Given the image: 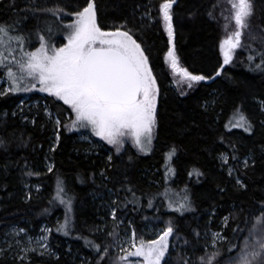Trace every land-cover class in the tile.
<instances>
[{
  "label": "trees",
  "instance_id": "1",
  "mask_svg": "<svg viewBox=\"0 0 264 264\" xmlns=\"http://www.w3.org/2000/svg\"><path fill=\"white\" fill-rule=\"evenodd\" d=\"M162 2L94 0L101 28L128 31L149 58L159 95L154 136L147 153L138 152L129 143L119 146V151L110 148L108 155L102 149L86 152V143L68 126L71 111L60 100L31 95L40 101L35 116L23 120L15 110L22 96L13 92L0 95V237L12 225L37 230L45 224L52 242L55 238L59 242L56 258L35 262L3 253L0 264H69L67 245L82 256L83 264H97V250L88 242L100 245L103 251L108 238H104L106 232L100 231L101 221L96 217L102 214L107 219L108 212L96 208L94 192H110L121 232L130 226L142 236L147 224H166L173 228L172 235L184 238L185 249L196 251L203 249L199 234L204 228L242 243L253 217L264 212V112L259 106V102L264 103V67L256 68L261 64L257 53L264 51V0H252L254 11L251 27L243 37L244 47L234 50L232 61L223 68L220 45L235 30L229 7L220 5L219 0H175L173 44L169 45L159 12ZM86 3L0 0V23L14 25V34L28 40L33 34L38 39L44 35L48 19L59 18L41 9L59 5L70 20L71 14ZM60 35L47 38L58 39L60 45L64 41ZM37 41L27 43L26 48H34ZM169 47H174L180 67L206 79L189 87L188 80L174 74L167 64ZM43 103L59 121V139L51 152L52 171L44 170L31 178L41 189L26 196L22 180L36 174L34 169L50 147L53 134L52 124L43 115ZM241 115L246 123L237 127L244 123ZM249 126L250 131H245ZM221 155L226 156V164H220ZM246 158L249 160L244 164ZM228 166L233 175L227 172ZM61 188L65 203L57 195ZM181 203L186 207L177 211ZM229 216L231 219L222 226L221 221ZM65 217L67 234L58 231L60 225L56 223ZM237 225L244 229L239 237L233 234ZM228 248L227 242L219 244L221 255L216 264H227L239 251L229 253ZM167 258L170 264L182 261L175 256ZM101 264H109L107 255Z\"/></svg>",
  "mask_w": 264,
  "mask_h": 264
},
{
  "label": "snow or ice",
  "instance_id": "2",
  "mask_svg": "<svg viewBox=\"0 0 264 264\" xmlns=\"http://www.w3.org/2000/svg\"><path fill=\"white\" fill-rule=\"evenodd\" d=\"M174 2L175 0H163L159 5L169 45L173 44ZM228 2L231 5V20H234L235 30L220 45L223 53L221 68L232 61L234 50L244 47L243 37L245 30L251 27L250 18L254 11L252 0ZM40 11L59 17L65 10L55 5ZM71 15L75 19L65 26L68 30L67 43L51 49L41 35L39 47L32 51L26 50L28 37L14 34L17 31L14 25L0 23V72L10 82L6 91H29L38 84L40 91L48 92L70 106L75 116L71 125L73 128L91 127L96 136L117 146L118 151L119 145L123 143L122 138L130 136L141 151H146L147 145L151 144L156 123L158 89L145 50L128 31L120 28L104 31L97 22L94 0H87L86 6ZM251 38L256 39L255 36ZM257 55L261 57V64L256 65L259 69L264 67V51ZM167 56L171 60L172 69L178 70L188 80L189 87L192 82L206 79L203 75L189 72L187 68L178 67L174 47H169ZM248 59L252 61L253 56L249 55ZM219 71L218 69L217 75ZM4 94L0 92V95ZM239 119L244 123L236 126L244 127L245 117L241 115ZM245 131H250V126L245 127ZM48 170L52 171L51 166ZM61 193L62 188L57 195L61 203H65ZM68 204L70 206V201ZM185 207L181 203L176 210L183 211ZM116 212L117 209L113 208V219ZM230 219V216L224 218L225 225ZM67 228L66 218L65 224L57 230H64L67 234ZM247 232L242 243H233L226 240L221 233L213 232L210 243L216 251L209 253L206 245L205 254L198 257V261L200 264H216L221 255L218 242H227L229 253L239 248L235 257H229L227 264H264V212L253 217L252 226ZM172 234L173 228L168 226L155 239L145 241L141 238L137 243L134 230L130 240L117 239V233L112 232L109 235L114 237V242L112 245H105L102 252L100 245L88 243L97 250V264H101L109 247H115L117 242L121 245L123 254L113 264H138L130 261L129 257H142V264H162L169 251V237ZM233 234L239 237L244 234V229L237 225ZM126 244L129 246L125 247ZM40 247L48 250L46 244ZM22 251L26 253L29 249ZM184 264H188L187 260Z\"/></svg>",
  "mask_w": 264,
  "mask_h": 264
},
{
  "label": "rangeland",
  "instance_id": "3",
  "mask_svg": "<svg viewBox=\"0 0 264 264\" xmlns=\"http://www.w3.org/2000/svg\"><path fill=\"white\" fill-rule=\"evenodd\" d=\"M219 4L220 5H225L229 7V10L231 12V5L229 4L228 0H219ZM67 13L64 11L63 13L60 14L59 18H56V20L54 21H49L48 18V23L46 25V29L44 30V32H42V34H44L43 36L45 37V40L49 46V48L51 49V47H61L64 44L67 43V39L66 36L68 34V30L66 29V25L70 24L75 17L72 15V18L69 20L67 19ZM164 26V24H163ZM49 28H51V31H49ZM165 29V28H164ZM166 31V30H165ZM167 33V31H166ZM62 34V35H60ZM50 35L52 37H55L57 35H60V37L63 36V42L59 43L60 45H58L57 43L59 42V40H50L49 38H47V36ZM168 36V35H167ZM38 40V41H37ZM37 41V45L34 48H26V50L28 51H32L35 50L37 47H39L40 41L39 38H36V35L33 34V36L28 40V45L34 44ZM54 42V43H53ZM165 60L167 62V64L171 67V60L170 58L167 56H165ZM178 67L179 64H178ZM172 69V67H171ZM173 73L176 75H180V72L178 70H173ZM9 84L10 82L7 80L6 77H3V73L0 74V92L3 93H9L8 91H6L9 88ZM30 87V86H29ZM157 87V85H156ZM158 89V88H157ZM13 93H19L22 98L20 99V102L18 103L17 107H16V113L23 118V120H25L26 118H31L35 116V109L37 107V103L40 101L38 99H32L30 98L31 95H35L38 94L42 97L50 95L53 96L55 99L60 100L58 97H55L54 95L48 93V92H42L39 89V85L37 84L36 88H30L29 91H20V92H13ZM158 93H157V100H158ZM61 102H63L62 100H60ZM43 102V101H42ZM64 103V102H63ZM66 105V104H65ZM44 107L43 109V115L46 118V121L50 122L52 124V128H53V134L51 135V140H50V147L45 150L42 158L39 160L37 168L34 169V173H30L27 175V177H25L22 180V189L24 192V195L29 196L30 192L33 191H39L41 189V185L36 182L31 180V178L36 176H40L41 173H43L44 170L48 171L49 166L52 167V160H51V152L53 150V148L57 145V137H58V131H59V123L57 118L53 115V113L50 111V109L45 106V104L43 103L42 105ZM71 111V117L69 119V128L70 130H74L77 132L78 135V139L80 141H83L86 143V152H92L95 149H102L107 155L110 153V148H116L117 146L115 145H111L108 144L107 141L103 140L101 137L96 136L93 132L91 127H75L73 128L72 125V121L75 119V116L70 108L69 105H67ZM259 106L260 109L264 112V103L259 102ZM154 128L155 125L153 127V133H152V138L154 136ZM123 139V143L121 145H125L126 143H129L131 145H133L136 150L138 152L141 153H147L150 149V145H147V150L146 151H141L139 149L138 146H136L132 140V138L130 136H125L122 138ZM152 141V140H151ZM119 145V146H121ZM95 152V151H94ZM97 153V152H95ZM107 159L108 156H107ZM219 161L220 164H226V156L225 155H221L219 157ZM249 158H246L244 160V164L248 163ZM227 172L230 175L234 174V171L231 167H227L226 168ZM235 181L238 183L239 179L236 177ZM94 196V200H96L95 206L96 208H100L101 211L104 212H108L107 214V219L105 218V216H103L101 214V216L96 217L99 218V220L101 221L99 228L100 231H105L106 234L104 235V238H108V241L106 243V245H112L114 242V237L110 236L109 233L115 232L117 233V239H129L132 236V232H133V228L132 227H128L127 230L122 231L117 229V226L119 224H121V221H116L115 219H113L112 216V196L110 194L109 191H107L106 193H99V192H94L92 193ZM67 218L68 221V217H65L63 219H57L56 223L58 225H60V227L62 225L65 224V220ZM208 224L210 223L207 222ZM222 226L225 225L224 223V219L221 221L220 223ZM165 227H168V225L166 226H162L160 223L158 224H147L144 232H142V236L141 235H137L136 234V240L137 243L139 242V240L142 238L145 241L147 240H152L155 239L156 236L159 234L160 231H162ZM204 228V227H203ZM20 229H23L24 231H20ZM213 232H219L220 231H214L212 229H203L201 231V233L199 234L201 237L202 242L200 243L202 248L200 251H196L193 250V248L191 249H185V244L183 243L184 238L180 235H171L170 237H173L172 240L169 239L170 241V247H169V251L166 254L165 260L162 261V264H170V262L168 261V256H175L176 258H182L181 264H184V261L187 260L188 264H200V262L198 261V257L202 256L205 254V246L208 245V252L211 253L213 251H216V248H214L211 245V240H212V233ZM136 233V232H135ZM248 234V232H247ZM246 234V235H247ZM196 236V235H195ZM46 238V239H45ZM200 241V240H199ZM59 244V242L56 240V238L53 240H51V233H50V228L47 227V225L45 224H41L39 226V228L37 230H33V228L31 227H22L19 225H12L10 226L6 232L4 233L3 236L0 237V256L3 253H7L9 256L11 257H15L17 259H23V260H33L35 262L38 261H43L44 259H48V258H56V244ZM219 244L221 242H218ZM42 244H46L47 245V249L45 250L44 248H41L40 245ZM125 247H128L129 245L126 244L124 245ZM188 247V246H186ZM121 245L117 242L115 247H109V251L107 253V259L109 260V264H113V261H115L117 259V257H119L120 255H122L123 253L120 250ZM23 249H29V251H27L26 253L24 251H22ZM50 250V251H49ZM132 251H134V249H132ZM66 252L71 253V257L68 259L67 262H69V264H83V258L81 255H79V253L76 250H72L69 245H67L66 247ZM198 252V253H197ZM200 252V253H199ZM51 253V254H50ZM140 258V257H139ZM138 257H129L128 259L130 261H136L138 262V264H142V260L139 259ZM175 258V259H176ZM78 259V260H77Z\"/></svg>",
  "mask_w": 264,
  "mask_h": 264
},
{
  "label": "flooded vegetation",
  "instance_id": "4",
  "mask_svg": "<svg viewBox=\"0 0 264 264\" xmlns=\"http://www.w3.org/2000/svg\"><path fill=\"white\" fill-rule=\"evenodd\" d=\"M139 258V257H138ZM139 259H141L142 261H143V258L142 257H140Z\"/></svg>",
  "mask_w": 264,
  "mask_h": 264
}]
</instances>
